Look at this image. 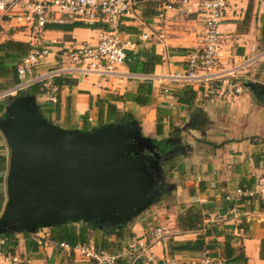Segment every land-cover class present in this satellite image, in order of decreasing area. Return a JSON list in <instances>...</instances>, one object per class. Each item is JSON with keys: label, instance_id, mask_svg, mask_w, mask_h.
<instances>
[{"label": "crops", "instance_id": "1", "mask_svg": "<svg viewBox=\"0 0 264 264\" xmlns=\"http://www.w3.org/2000/svg\"><path fill=\"white\" fill-rule=\"evenodd\" d=\"M72 23L79 22L62 15L47 24ZM1 27L0 42L13 40L33 45L22 29L8 24H1ZM103 29L104 26L99 24L95 28L78 27L70 31L48 29L43 32L42 39L50 47L93 43ZM119 30L123 38L134 43L129 50L132 54L151 50L160 56L161 63L153 67L151 74H139L141 79H131L124 64L116 67L115 74L110 77L95 73L70 77V83L58 89L55 106L50 105L47 95L34 96L50 123L65 129H82L85 114V122L96 126V108H88L90 98L121 96L126 92L134 93L140 82L151 84L147 106L128 103L123 108L121 103L115 105L120 112L125 109L127 116L130 112L131 121L138 124L143 136L161 144L164 142L172 150L171 157L160 162L159 174L160 180L170 185L171 193L158 197L120 228L121 240L108 234L106 241L111 242L113 248L105 251L123 253L129 242L145 237L150 243L148 252L136 261L134 254H128L130 257L125 253L116 264H159L163 258L191 264L200 254L168 255L170 241H193L197 235V232H180L176 228V217L193 203L213 201L215 211L204 224L215 222L219 228L228 226L224 233L233 237L230 242L233 248H242L244 264H264V202L248 200L224 214L217 212L223 204V195L239 187L251 188L257 178L264 175V57L249 65L240 59L241 56L246 60L254 58L264 49V2L231 1L218 27L221 35L218 59L222 71L227 73L235 69L236 73L207 85L174 87L164 79L183 68L187 52L196 46L202 30V23L196 16L164 10L161 0H143L135 2L121 18ZM141 34H146L148 39L139 41ZM53 62L54 58L48 56L33 72H45L53 67ZM245 83H252L254 88L244 87ZM163 88L169 92L164 93ZM236 88H240V92H235ZM256 90L263 91L259 99ZM55 107L56 112L50 111ZM157 119L161 126L158 135L155 130ZM7 159L8 150L0 135V213L6 200ZM80 224L66 223L62 227L64 232L72 228L77 235ZM149 226L163 228L162 235L151 240V232L147 233ZM50 229L13 233L2 248V256L11 264H92L62 249L59 244L65 242L58 239L62 230ZM102 233L105 232L89 228L86 231L88 243L77 242L76 245L93 246V240L99 239ZM216 241L220 248L214 252L220 257L223 238L218 237ZM0 264L8 263L0 258Z\"/></svg>", "mask_w": 264, "mask_h": 264}, {"label": "water", "instance_id": "2", "mask_svg": "<svg viewBox=\"0 0 264 264\" xmlns=\"http://www.w3.org/2000/svg\"><path fill=\"white\" fill-rule=\"evenodd\" d=\"M0 135L8 150L0 236L77 222L111 234L159 196L161 143L133 121L64 129L23 95L8 99Z\"/></svg>", "mask_w": 264, "mask_h": 264}, {"label": "built area", "instance_id": "3", "mask_svg": "<svg viewBox=\"0 0 264 264\" xmlns=\"http://www.w3.org/2000/svg\"><path fill=\"white\" fill-rule=\"evenodd\" d=\"M164 10H178L184 15H194L202 23V30L195 47L190 49L185 57L184 66L178 72L164 77L167 84L174 87L200 86L221 80L224 76H234L235 69L227 73L219 68L218 48L221 40L218 27L224 13L232 0H161ZM263 3L264 0H255ZM134 0H0V34L1 24L20 28L27 33L33 42L31 49L20 59L16 67V83L0 91V100L17 97L29 87L37 85L39 95H47L48 102H57V86L52 84L54 78H70L74 76L86 77L98 74L100 77H110L115 74L118 66L126 61V52L133 48L130 39L123 38L119 30L121 18L134 6ZM67 16L86 27L104 26L93 43L67 45L66 47H50L45 44L42 35L44 25ZM148 36L141 34L139 41H146ZM44 44V45H43ZM252 50V49H251ZM52 56L55 63L45 72H33L43 65L44 60ZM264 57V49L256 57L246 60L240 59L246 65ZM131 79H141L139 74H128ZM163 92L169 89L163 88ZM235 92H240L236 88ZM259 200L264 202V175L257 178L251 188L239 187L232 193L224 195V201L238 203L240 201ZM163 228L151 231V240L158 239ZM6 239L0 236V258L8 264L10 261L1 252ZM150 244V243H149ZM147 238H139L129 242L123 253L110 254L102 249L90 245H76L70 247L60 243V247L78 257L84 258L92 264H116L125 253L134 254L135 259L149 251ZM149 254L148 259L151 257ZM161 264H176L168 258L160 260ZM191 264H225L202 252L198 259Z\"/></svg>", "mask_w": 264, "mask_h": 264}, {"label": "trees", "instance_id": "4", "mask_svg": "<svg viewBox=\"0 0 264 264\" xmlns=\"http://www.w3.org/2000/svg\"><path fill=\"white\" fill-rule=\"evenodd\" d=\"M96 26V25H95ZM95 26L87 28H95ZM86 27L81 23L72 24H45L43 30L56 29L59 31H70L73 28ZM31 46L28 43L17 42L13 40H6L0 43V91L6 89L7 87L16 83V67L20 59L26 54ZM161 63L160 56L154 54L151 50H142L137 53L132 54L131 52H126L125 65L132 74H151L153 67ZM69 78H54L52 84L60 87L69 84ZM39 94V89L37 85L29 87L24 92L18 94L17 96L30 95L35 96ZM151 97V84L148 81L140 82L134 93L126 92L121 96L118 95H108L105 98H95L94 100H89L88 108H96V126H105L108 124L116 123L127 119V112L123 109L122 112L116 108V103H121L123 108L127 107L128 103H132L136 106L143 107L147 106L150 102ZM175 97V95H174ZM179 100V98H178ZM8 103L7 100L0 101V115L3 114L4 109ZM52 106V104H50ZM54 105V104H53ZM57 105V103L55 104ZM54 105V106H55ZM50 111L56 112V107L51 108ZM45 117V116H44ZM87 119V114L83 117V126L81 130H91L95 127L90 126L85 120ZM156 134H160L161 126L159 124V119L156 120ZM156 141H154L155 143ZM157 143V142H156ZM223 204L217 208V212L221 215L232 209L238 203L226 202L224 201V195L222 196ZM212 211H215L213 201L207 203H193L186 207L180 214L176 217V228L180 232H197V235L193 241H187L183 243L172 242L168 244V255L174 253H194L201 254L202 252H207V255L216 259L223 261L225 264H244L245 257L242 248H233L230 244L233 237L229 234H225L224 231L228 226H223L219 228L217 224L205 225L206 221ZM91 228L86 224H80V229L77 235L74 234L72 228L64 232L62 226L52 227L50 230L61 229V235L59 236V241H64L68 246L74 247L76 243L87 244L88 237L86 235L87 229ZM108 232L102 233L101 237L93 240V247L107 250L110 247L113 248V244L106 241L108 237ZM111 235H115L117 240H121L122 231L121 229H111ZM6 240L12 237V234L3 236ZM222 237L221 253L220 257L217 256V252H214L219 247V242L216 238ZM115 245V244H114ZM108 252V251H107ZM140 264V263H135ZM160 264V263H159ZM176 264H185L182 262H177Z\"/></svg>", "mask_w": 264, "mask_h": 264}, {"label": "flooded vegetation", "instance_id": "5", "mask_svg": "<svg viewBox=\"0 0 264 264\" xmlns=\"http://www.w3.org/2000/svg\"><path fill=\"white\" fill-rule=\"evenodd\" d=\"M127 120V119H126ZM161 149H162V153H161V157L162 159H168L169 157H171V155L173 154L172 150H170L168 144H165L164 142H162V144L160 145ZM166 185V184H165ZM167 190V187L165 188L164 184H160V187L158 189L159 191V196H162V193Z\"/></svg>", "mask_w": 264, "mask_h": 264}, {"label": "rangeland", "instance_id": "6", "mask_svg": "<svg viewBox=\"0 0 264 264\" xmlns=\"http://www.w3.org/2000/svg\"><path fill=\"white\" fill-rule=\"evenodd\" d=\"M0 43H1V42H0ZM0 82H1V81H0ZM4 100H7V99H3V101H4ZM0 101H2V100H0ZM131 117H132V115H131L130 112H129V115L127 116V120H126V121H131V120H132ZM135 123H136V122H135ZM94 127H95V126H94ZM64 129H65V128H64ZM140 134H142V130H140ZM163 160H164V158H163ZM161 164H162V163H161ZM166 177H167V176H166ZM160 183H161V184H164L165 188L167 187V190H165V191L162 193V196H163V195H164V196H165V195H170V193H171L170 190H169L170 185L166 184L163 180H162V181L160 180ZM165 184H166V185H165ZM159 187H160V186H159ZM168 191H169V192H168ZM214 224H215V222H214ZM149 228H150L151 230L149 229L147 233H150L151 231H153V230L155 229V228H153V226H152V227L149 226ZM160 228H161V227H160ZM126 255H127V256H130V255H128V253H127ZM130 257H131V256H130ZM133 260L136 261L135 258H133ZM160 264H161V261H160Z\"/></svg>", "mask_w": 264, "mask_h": 264}]
</instances>
